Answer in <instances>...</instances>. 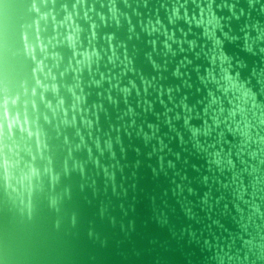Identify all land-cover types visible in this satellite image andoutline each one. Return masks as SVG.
Returning a JSON list of instances; mask_svg holds the SVG:
<instances>
[{"label": "water", "instance_id": "1", "mask_svg": "<svg viewBox=\"0 0 264 264\" xmlns=\"http://www.w3.org/2000/svg\"><path fill=\"white\" fill-rule=\"evenodd\" d=\"M69 14L91 71L58 42ZM38 20L55 80L24 48ZM0 125V264H264V0H0Z\"/></svg>", "mask_w": 264, "mask_h": 264}, {"label": "clouds", "instance_id": "2", "mask_svg": "<svg viewBox=\"0 0 264 264\" xmlns=\"http://www.w3.org/2000/svg\"><path fill=\"white\" fill-rule=\"evenodd\" d=\"M111 11V9H110ZM201 14H203V9H201ZM87 13H85V17H87ZM100 15V19L103 21L105 19V17L102 14H98ZM173 16H175L177 19H180L181 17L179 16V10H174L173 12ZM113 18L115 19V12H113ZM185 20H187L189 18V14L187 11H185L184 13V17ZM41 20H44L45 22L47 21V15H42ZM55 19V18H53ZM192 20L196 19L195 14H193L191 16ZM214 19V16H213ZM119 21H117L118 23ZM157 23H159V21H157ZM63 27H65L67 29L66 33L63 35V39L59 40V43H67V45L73 50L74 53V57L75 55H81L83 56V61L86 62V64L82 63L81 60H76V65L77 68L74 70V72L76 73H82L84 68L87 67L89 69V71H91V66L92 64L98 63L102 57L100 54V51L97 50V48L95 46H93L91 48V50L85 49L83 52H77V45L80 43V27L79 25H76L75 22L73 21L72 15L69 14L68 16L65 17V22H62ZM93 31L91 34V39L95 40L96 39V25H92ZM155 30V29H153ZM35 31H36V36H35V40L34 41H30L29 37L27 34H25L24 36V48L25 51L28 55L31 56L32 60L36 63V67L33 69V75L34 77L36 76L37 73L43 75L45 77V80L48 79V77H51L52 80H55V76H52L51 74V70L49 69L48 72H45V69L47 68V65L44 63V60H37V52H39V54L44 56V59H48L49 58V50L47 45L44 43V41L41 39L40 36V21H36L35 22ZM205 32L207 35H209V37L211 38L212 36H214V33H209L207 29H205ZM171 38V37H169ZM55 39V37H54ZM111 40L112 37L109 36L108 37V42H109V47L112 48L111 45ZM48 44H51V40L48 41ZM216 44H219V41H216ZM116 53L115 50L112 49V56L109 57V60H112V57H115ZM54 60L59 61L60 56L58 53H55L54 55H52L51 57ZM217 59L220 60L221 65L223 66L224 64H227L228 67L223 68V72H224V80L228 83V87L225 89V93L232 91L234 93H239L240 98L242 100V104L238 105V110L243 113L245 111L243 105L244 104H248L249 102H251L253 107L257 106V100H258V96L256 91H254V88L252 86H250L249 84L245 83L243 80L239 79V73H237L235 76L232 74V72L230 71L231 68V62L230 59L227 57V55L225 53H223L222 49L220 50L219 55L214 54L211 58V62L214 63ZM71 63V62H70ZM64 73H61V76H63ZM101 79H104L103 75H101ZM35 84L38 87L43 88L45 91L48 90L49 85L46 83H42V81L39 78H36L35 80ZM77 87H79V81L77 82ZM51 90L55 93L58 92V88L57 85L55 83H53L51 85ZM70 92H72V95L75 97L76 100V104L73 105V108L76 109L78 105H81L85 102V96L83 95V88L80 89L81 91V95H76V92L72 89L69 88L68 89ZM32 96H35L36 94V89L33 88L32 92H31ZM25 95H27V89L25 88ZM43 98V97H42ZM20 97H15L11 100L9 99H5L3 107H4V119L8 121V128H9V132H11V129L20 124V120H19V116H13L9 110V105L15 106L18 101H19ZM63 100L60 101V105H63ZM33 108H35V104L33 103ZM236 113L235 111L232 112V115L234 116ZM65 116H67V112L65 111ZM76 117L73 116L72 118V122L75 123ZM28 123L27 118H25L24 120V124L26 125ZM89 126H91V121L88 122ZM231 130V129H230ZM33 133L29 132V135L31 136ZM196 133L194 132L193 135H195ZM0 135H3V125H0ZM38 135V134H37ZM4 166L5 169L7 171L8 168L12 167V163L6 158L4 160ZM33 173H35V170L33 169Z\"/></svg>", "mask_w": 264, "mask_h": 264}]
</instances>
